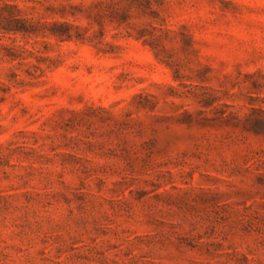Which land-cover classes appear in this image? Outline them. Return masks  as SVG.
I'll return each mask as SVG.
<instances>
[{
  "label": "rangeland",
  "instance_id": "1",
  "mask_svg": "<svg viewBox=\"0 0 264 264\" xmlns=\"http://www.w3.org/2000/svg\"><path fill=\"white\" fill-rule=\"evenodd\" d=\"M0 264H264V0H0Z\"/></svg>",
  "mask_w": 264,
  "mask_h": 264
}]
</instances>
